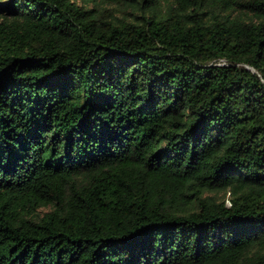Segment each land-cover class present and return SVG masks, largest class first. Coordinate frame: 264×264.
<instances>
[{"label":"trees","instance_id":"1","mask_svg":"<svg viewBox=\"0 0 264 264\" xmlns=\"http://www.w3.org/2000/svg\"><path fill=\"white\" fill-rule=\"evenodd\" d=\"M0 264H264V0H0Z\"/></svg>","mask_w":264,"mask_h":264}]
</instances>
